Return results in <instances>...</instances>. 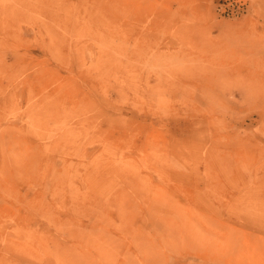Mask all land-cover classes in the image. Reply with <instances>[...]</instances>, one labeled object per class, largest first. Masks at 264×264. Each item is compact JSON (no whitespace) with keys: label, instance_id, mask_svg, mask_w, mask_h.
I'll list each match as a JSON object with an SVG mask.
<instances>
[{"label":"rangeland","instance_id":"374dc122","mask_svg":"<svg viewBox=\"0 0 264 264\" xmlns=\"http://www.w3.org/2000/svg\"><path fill=\"white\" fill-rule=\"evenodd\" d=\"M0 264H264V0H0Z\"/></svg>","mask_w":264,"mask_h":264},{"label":"bare ground","instance_id":"6f19581e","mask_svg":"<svg viewBox=\"0 0 264 264\" xmlns=\"http://www.w3.org/2000/svg\"><path fill=\"white\" fill-rule=\"evenodd\" d=\"M2 77H3V76H2ZM4 138H5V137H4ZM5 142H6V141H5ZM75 142H76V141H75ZM75 142H74V143H75Z\"/></svg>","mask_w":264,"mask_h":264}]
</instances>
